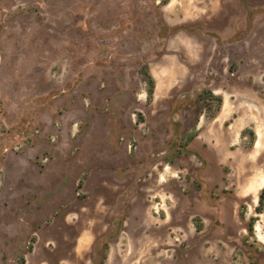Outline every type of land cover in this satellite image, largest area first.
Masks as SVG:
<instances>
[{"label":"rangeland","instance_id":"1","mask_svg":"<svg viewBox=\"0 0 264 264\" xmlns=\"http://www.w3.org/2000/svg\"><path fill=\"white\" fill-rule=\"evenodd\" d=\"M263 188L264 0H0V264H264Z\"/></svg>","mask_w":264,"mask_h":264},{"label":"trees","instance_id":"2","mask_svg":"<svg viewBox=\"0 0 264 264\" xmlns=\"http://www.w3.org/2000/svg\"><path fill=\"white\" fill-rule=\"evenodd\" d=\"M149 83H150V86H151V88L153 87V80L151 79L150 81H149ZM260 200H261V202L263 203L264 202V188L262 189V191H261V195H260Z\"/></svg>","mask_w":264,"mask_h":264}]
</instances>
